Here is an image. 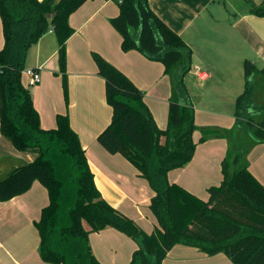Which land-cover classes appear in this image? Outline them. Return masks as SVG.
<instances>
[{
  "label": "trees",
  "instance_id": "1",
  "mask_svg": "<svg viewBox=\"0 0 264 264\" xmlns=\"http://www.w3.org/2000/svg\"><path fill=\"white\" fill-rule=\"evenodd\" d=\"M88 1L0 0V132L17 151L36 155L0 180V202L25 194L35 182L48 190L49 204L36 226L41 256L49 264H103L93 254L89 236L109 227L137 243L130 264H165L177 245L209 256L225 254L233 264H264V184L251 172L245 151L239 152L242 130L250 135L251 145L264 144V68L259 71L253 61L245 60V88L236 99L234 128L201 130L202 142L225 138L233 144L222 162L220 184L209 187V198L203 199L169 179V173L185 168L196 151L195 110L185 84L193 51L152 10L149 0H114L120 12L111 22L122 37V49L162 63L165 74L175 77L169 125L161 130L146 93L100 53H92L113 110L98 141L148 180L153 192L149 207L156 220L155 230L148 233L103 199L69 115H57L54 129L41 126L24 81L28 51L50 32L58 38L65 72L67 42L75 34L69 20ZM250 13L264 17V3L252 6ZM254 112L261 117L255 118ZM162 133L167 137L164 145Z\"/></svg>",
  "mask_w": 264,
  "mask_h": 264
},
{
  "label": "crops",
  "instance_id": "2",
  "mask_svg": "<svg viewBox=\"0 0 264 264\" xmlns=\"http://www.w3.org/2000/svg\"><path fill=\"white\" fill-rule=\"evenodd\" d=\"M217 2L218 0H149L152 10L171 29L177 32L192 49L193 61H203L206 69L197 70L201 82H207L214 78L213 71L216 69L215 64L217 61L230 67V61L232 60L228 56L237 55L238 60L243 61V59H249L245 57L246 55L254 60V57L259 58L258 50L264 48V17L250 13L251 7L241 13L229 15V10L225 9L224 11L223 9L222 12L219 9L222 5ZM88 3L89 1L70 17V25L78 31L101 13L107 4V2L102 3L101 0L90 5H87ZM1 30L0 18V33ZM50 34L54 33L50 32ZM73 40L69 43V52L75 48L79 56L84 59L87 58L89 52L100 53L93 51L94 48L88 42L83 44L81 42L73 43ZM110 43L113 51H117V45L119 47V44H122V37L119 39V37L117 38L112 34ZM3 44L0 41V48ZM38 52L41 53V51ZM56 54L57 51H54L50 58L56 57ZM100 54L106 58L102 53ZM105 55L109 62L120 69L138 88L146 93L137 82V75L132 69L126 68L107 54ZM46 62L32 68L42 67ZM196 67L198 66L196 65ZM260 76L261 74L258 72L257 77ZM43 87H39L38 91H42ZM37 96L38 93L33 95V101L40 115L41 126L44 129L56 128L57 115L67 113L63 112L61 106H52L46 110L45 107L38 104ZM81 103V101H77L76 110H70L69 112L71 126L79 134L81 144L95 173L96 185L103 199L118 211H124L134 205L135 202L129 198H127V201L120 199L118 192L126 196L124 187L128 184L129 187L126 189L129 193H132L133 188L131 187L133 183L137 184L136 179L140 174L121 155H111L100 145L98 137L111 122L105 126L93 119L90 116L92 114L89 109ZM152 115L155 117L153 112ZM154 119L158 122L156 118ZM257 146L258 148H264V144ZM260 150L262 152L258 161L260 165H263L262 168L257 172L252 168L254 164H249L253 175L264 184L262 179L264 177V149ZM35 159L36 155L33 153L17 151L9 141L2 137L0 132V177L7 176L12 170L23 164L31 163ZM206 174L207 172L203 169L198 172L192 169L188 171L186 166L182 169L172 170L169 173V179L171 182L178 183L197 195V189L201 186L199 176ZM152 196L153 193L150 197L144 198L140 204L144 203L150 206ZM49 200L48 190L39 182H35L25 194L7 202H0V264H49L41 256V239L36 226V223L40 220L42 210L49 204ZM136 222L139 224L138 221ZM93 234H91V248L93 254L103 264H129L132 254L138 249V245L133 239L114 228L109 227ZM99 238L102 239L103 243L98 242ZM206 256L207 254L197 248L177 245L169 252L165 264H213V258ZM220 256L214 258L223 263L225 259Z\"/></svg>",
  "mask_w": 264,
  "mask_h": 264
},
{
  "label": "rangeland",
  "instance_id": "3",
  "mask_svg": "<svg viewBox=\"0 0 264 264\" xmlns=\"http://www.w3.org/2000/svg\"><path fill=\"white\" fill-rule=\"evenodd\" d=\"M97 1L89 0L87 5L97 3ZM101 1L102 3L107 2L104 10L90 20L81 30L74 29L75 34L67 42L66 67L64 72L66 73V77L60 65L58 38L55 34L48 33L30 48L26 59V69L40 66L47 61L44 66L39 67L41 68L40 77L42 83L40 85H30V79L24 76L25 83L30 88L32 96L38 93L36 100L46 110L52 106H61L63 112L69 115L70 110H76L77 101H81V104L89 109L92 114L90 116L106 126L112 121L113 110L106 98L105 80L99 74L98 66L94 61L93 55L89 52L87 58L84 59L79 56L75 48L69 52V43L73 39V43L81 42L83 44L88 42L94 48L93 51L102 53L106 58L107 56L105 54H107L118 63L135 72L137 82L147 93L146 101L154 113V118L158 120L156 122L157 126L161 130H166L170 121V103L173 96L174 75H166L165 67L162 63L149 60L136 50L124 51L121 43L119 47L117 45V51H113L110 43L111 35L114 34L119 39L121 35L113 27L111 19L119 14L120 6L114 0ZM217 3H221L222 7L219 9L222 12L223 9L224 11L228 9V14L234 15L238 12L241 13L243 10L248 9V7L252 8L254 5H261L264 3V0H218ZM2 30L0 33V41L4 43ZM38 51H41V53ZM54 51H57L56 57L50 58ZM258 55L259 58L254 57V60H251V57L246 55L245 57L253 61V64H260L258 69L262 70L264 68V48L258 50ZM228 58L232 60L230 61V67L217 61L215 64L216 69L213 71L215 76L207 82H201L197 73L198 69H206L201 60L199 62L193 61L191 71L185 77L189 100L192 102L195 110V125L197 128L194 133L196 143L195 155L187 167L188 171L192 169L198 172L203 169L207 172L206 175L199 176L201 186L198 187V192L195 191L203 199L209 198L208 187L220 184L221 178L223 177L222 162L231 153L233 144L230 139L225 138H210L202 142L200 140L202 135L201 130L234 128L236 124V97L240 93L242 94L245 88L243 69L245 60H238L239 57L237 55H230ZM41 86H44L43 90L38 91V88ZM254 117L260 118L261 113L254 112ZM240 132L239 140L242 147L239 148V152L245 151L244 155L246 160L250 164H254L252 168L258 172L263 166L258 161L262 152L260 149L264 148L251 145L250 135L244 130ZM166 141V134L162 133L160 135V144L164 145ZM123 159L126 158L123 157ZM4 178L6 176L0 177V180ZM262 179L264 180V177ZM136 181L137 184L133 183L131 187L133 188L132 193H129L126 189L129 187L128 184L124 187V194L126 196L118 192L120 199L127 201V198H129L135 202L130 208L124 211L120 210L119 212L127 218L138 221L139 226L147 232H152L156 220L150 210L149 204H140V202L144 198L150 197L153 192L145 177L139 175ZM85 226L88 227L86 223ZM91 234L89 240L92 246ZM98 242L103 243L101 238H99ZM218 256L220 254L215 256L207 255L206 257L213 258V264H233L225 254L220 256L225 259L223 263L215 260L216 258L214 257Z\"/></svg>",
  "mask_w": 264,
  "mask_h": 264
},
{
  "label": "built area",
  "instance_id": "4",
  "mask_svg": "<svg viewBox=\"0 0 264 264\" xmlns=\"http://www.w3.org/2000/svg\"><path fill=\"white\" fill-rule=\"evenodd\" d=\"M40 69L41 68H30L24 70L23 76H26L30 79V85H38L41 83Z\"/></svg>",
  "mask_w": 264,
  "mask_h": 264
},
{
  "label": "water",
  "instance_id": "5",
  "mask_svg": "<svg viewBox=\"0 0 264 264\" xmlns=\"http://www.w3.org/2000/svg\"><path fill=\"white\" fill-rule=\"evenodd\" d=\"M48 17L50 18V16H48ZM255 65H256L257 67H259V65H258L257 63H256Z\"/></svg>",
  "mask_w": 264,
  "mask_h": 264
}]
</instances>
